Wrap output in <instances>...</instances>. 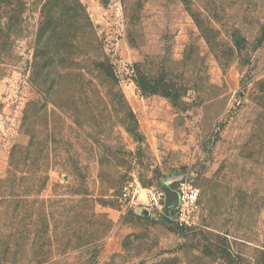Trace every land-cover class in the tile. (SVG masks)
<instances>
[{"label":"rangeland","instance_id":"1","mask_svg":"<svg viewBox=\"0 0 264 264\" xmlns=\"http://www.w3.org/2000/svg\"><path fill=\"white\" fill-rule=\"evenodd\" d=\"M46 2L23 0L0 63V264H264V0L69 4L53 64L106 54L120 83H67L57 103L32 80ZM183 182L201 188L192 227L166 212Z\"/></svg>","mask_w":264,"mask_h":264},{"label":"trees","instance_id":"2","mask_svg":"<svg viewBox=\"0 0 264 264\" xmlns=\"http://www.w3.org/2000/svg\"><path fill=\"white\" fill-rule=\"evenodd\" d=\"M73 4L81 10H84L82 0H47L43 6V22L38 35V48L47 49L46 59H50L47 63L34 65L33 81L38 85L39 89L44 93L47 99L57 103V98L64 93V86L67 83L85 86L86 81H101L103 84L119 85L120 78L116 71L114 63L105 54H101L95 62L94 67L90 68H63L57 67L52 62L53 57L49 53L53 34H55L56 20L65 13L66 7ZM8 7V22L4 21L5 10ZM24 8L23 0H0V63H8L4 60L10 59L8 49L12 48V40L16 25L22 19V9ZM91 29L93 25L91 23ZM86 30V28H84ZM90 52V51H88ZM136 82L143 89V82L146 81L145 75L139 69V63H135L131 67ZM35 140V137L32 136ZM33 143V140L32 142Z\"/></svg>","mask_w":264,"mask_h":264},{"label":"built area","instance_id":"3","mask_svg":"<svg viewBox=\"0 0 264 264\" xmlns=\"http://www.w3.org/2000/svg\"><path fill=\"white\" fill-rule=\"evenodd\" d=\"M143 190L140 184H133L126 186L123 189L122 197L131 206L138 205L140 202V195ZM159 195L154 191L146 193V204L156 205L160 209L165 210V205L159 202ZM201 188L190 183L183 182L179 188V203L177 206L166 209L167 216L173 224L178 227H192L196 225L199 220L201 210L200 205ZM165 212V211H164Z\"/></svg>","mask_w":264,"mask_h":264},{"label":"water","instance_id":"4","mask_svg":"<svg viewBox=\"0 0 264 264\" xmlns=\"http://www.w3.org/2000/svg\"><path fill=\"white\" fill-rule=\"evenodd\" d=\"M177 205H178V203H177ZM177 205H176V206H177ZM168 207H170V206L168 205Z\"/></svg>","mask_w":264,"mask_h":264}]
</instances>
